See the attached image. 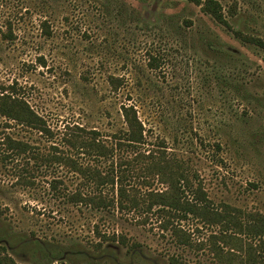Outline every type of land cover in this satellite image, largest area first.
Masks as SVG:
<instances>
[{
  "label": "rangeland",
  "instance_id": "1",
  "mask_svg": "<svg viewBox=\"0 0 264 264\" xmlns=\"http://www.w3.org/2000/svg\"><path fill=\"white\" fill-rule=\"evenodd\" d=\"M218 1L230 27L197 0H0V86H14L53 133L0 116V149L7 136L31 147L0 156V255L17 264H218L199 247L216 229L196 220L179 222L194 233L191 248L163 231L157 213L69 200L95 186L47 158L108 170L110 161L69 141L97 133L113 145L127 128L124 106L136 108L146 143L116 163L152 151L179 162L215 205L264 214V50L234 34L264 40V0ZM151 159L132 164L129 185L142 193L167 189L141 173Z\"/></svg>",
  "mask_w": 264,
  "mask_h": 264
},
{
  "label": "trees",
  "instance_id": "2",
  "mask_svg": "<svg viewBox=\"0 0 264 264\" xmlns=\"http://www.w3.org/2000/svg\"><path fill=\"white\" fill-rule=\"evenodd\" d=\"M197 4L204 13L218 23L230 27L223 6L218 0H197ZM234 34L243 43L264 50L263 39L244 35L238 31ZM151 61L154 63L157 60L152 57ZM111 82L114 84L119 80L111 78ZM15 89L14 86H0V116L42 134L53 135L45 119L38 115ZM122 109L127 128L115 137L113 145L109 146L98 140L97 133H93L91 138L78 136L69 141L78 154L81 152L92 158L110 161L108 170L101 171L91 166L83 167L74 158L65 154H56L47 158L48 163L53 161L73 167L95 186L94 194L77 191L69 195V200L97 210L118 207L121 212L141 211L148 215L157 213L163 219V231L171 232L177 244L191 248L195 246L194 233L185 230L180 223L193 219L204 227L216 229L209 235L207 244L201 243L199 247H208L218 264H264V214L248 213L226 203L215 205L203 184L191 180L188 171L179 162L162 156L154 159L152 151L149 155L139 153L137 155L139 160L142 157L149 159L152 157L149 164L142 165L141 173L158 177L167 189L142 193L135 186L129 185L134 173L132 164L139 160H119L116 163V156L123 150H137L144 146L146 131L134 106H124ZM4 146L7 152L4 153L0 149V156L5 159L15 155H26L31 148L28 143L9 136L5 138ZM53 187L57 188L56 185ZM110 190L116 195L111 197ZM107 238L126 245L124 237L114 235ZM0 264L17 263L10 256L1 254Z\"/></svg>",
  "mask_w": 264,
  "mask_h": 264
}]
</instances>
